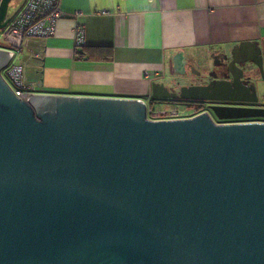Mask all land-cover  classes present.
Masks as SVG:
<instances>
[{
  "label": "water",
  "instance_id": "obj_1",
  "mask_svg": "<svg viewBox=\"0 0 264 264\" xmlns=\"http://www.w3.org/2000/svg\"><path fill=\"white\" fill-rule=\"evenodd\" d=\"M9 61L0 47V264H264V122L214 120L264 117L215 104L257 102L236 75L178 93L152 83L214 103L151 120L143 97L23 100Z\"/></svg>",
  "mask_w": 264,
  "mask_h": 264
},
{
  "label": "crops",
  "instance_id": "obj_2",
  "mask_svg": "<svg viewBox=\"0 0 264 264\" xmlns=\"http://www.w3.org/2000/svg\"><path fill=\"white\" fill-rule=\"evenodd\" d=\"M58 2L80 13L61 18L48 37L29 38L21 52L26 79L42 93L146 97L152 83L173 93L193 85L183 78L206 84L236 75L249 93L264 95V0ZM75 23L84 26L81 48Z\"/></svg>",
  "mask_w": 264,
  "mask_h": 264
},
{
  "label": "built area",
  "instance_id": "obj_3",
  "mask_svg": "<svg viewBox=\"0 0 264 264\" xmlns=\"http://www.w3.org/2000/svg\"><path fill=\"white\" fill-rule=\"evenodd\" d=\"M80 12L68 14L59 6L58 0H24L20 6L9 17L5 26L0 29V34L7 42V49L10 54V61L1 74L13 93L23 99L28 100L34 93H42L35 81L26 79L25 66L21 61V52L26 47L29 38H45L55 32L57 22L61 18L75 17ZM99 14H105L107 11H97ZM74 44L76 48L85 45L84 26L79 23L74 25ZM3 48V47H1ZM82 53H80L81 56ZM33 56H39L34 53ZM150 94L141 98L146 107V118L151 120H171L177 118L191 117L204 111L207 108H200L199 111L191 115L185 114L180 105H170L162 109H155L154 103L150 98ZM261 122L256 119H238L231 122ZM229 122V123H231ZM264 122V121H262ZM226 123V122H219Z\"/></svg>",
  "mask_w": 264,
  "mask_h": 264
},
{
  "label": "flooded vegetation",
  "instance_id": "obj_4",
  "mask_svg": "<svg viewBox=\"0 0 264 264\" xmlns=\"http://www.w3.org/2000/svg\"><path fill=\"white\" fill-rule=\"evenodd\" d=\"M211 81H209V83H206V84H210ZM176 89L174 92H179V88L180 86H177L176 85ZM160 91V90H159ZM159 91H157L156 93H159ZM258 96V95H257ZM263 98L261 99L260 96L257 97V102L256 103H250V102H240V101H218V102H215V104H222V105H234V106H261V107H264V95L262 96ZM151 100L153 101V103H161V104H167V106H170V105H185L186 103H189V102H195V103H201V106L204 107V108H209V105L211 103H214V102H209V101H200V100H191V99H185V98H181L180 96H177V97H172V96H168V97H164V96H155V95H152L150 96ZM171 100H176V101H171ZM173 102V103H172ZM217 122H231V121H236L238 119H217ZM250 119V118H248ZM251 119H256V120H261V121H264V117H251Z\"/></svg>",
  "mask_w": 264,
  "mask_h": 264
},
{
  "label": "rangeland",
  "instance_id": "obj_5",
  "mask_svg": "<svg viewBox=\"0 0 264 264\" xmlns=\"http://www.w3.org/2000/svg\"><path fill=\"white\" fill-rule=\"evenodd\" d=\"M22 2H23V0H11L8 4V7H7V15L10 16L11 14H13ZM0 47H3V48L8 47L7 42L4 40V38L1 34H0ZM166 81L171 83L168 75L166 76ZM201 81H203V79H196V78L189 77V78L180 79L179 83L180 84L186 83L187 85H189V84H195L194 82L201 83ZM261 92H262V90H261ZM259 95H260V98L262 99L263 97L261 96V93H259ZM166 106H167V104H161L159 102L154 103L155 109H162V108H165ZM180 106L183 108L184 112H186L185 114H187V115H191L192 113L199 111L200 110L199 108H201V109L204 108L201 106V103H195V102L194 103L193 102L192 103L191 102L186 103L185 106L181 104ZM214 120L217 121L215 118H214Z\"/></svg>",
  "mask_w": 264,
  "mask_h": 264
},
{
  "label": "trees",
  "instance_id": "obj_6",
  "mask_svg": "<svg viewBox=\"0 0 264 264\" xmlns=\"http://www.w3.org/2000/svg\"><path fill=\"white\" fill-rule=\"evenodd\" d=\"M109 56H110V55H109ZM109 56H108V57H109ZM103 57L106 58L105 56H103ZM171 101H176V100H171ZM172 103H173V102H172ZM199 109H200V108H199Z\"/></svg>",
  "mask_w": 264,
  "mask_h": 264
}]
</instances>
